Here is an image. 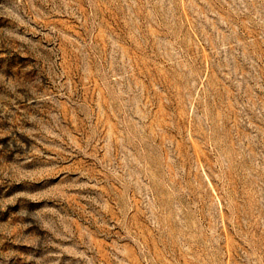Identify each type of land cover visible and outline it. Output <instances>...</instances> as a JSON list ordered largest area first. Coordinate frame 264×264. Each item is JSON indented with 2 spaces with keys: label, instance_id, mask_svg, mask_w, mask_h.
<instances>
[{
  "label": "rangeland",
  "instance_id": "374dc122",
  "mask_svg": "<svg viewBox=\"0 0 264 264\" xmlns=\"http://www.w3.org/2000/svg\"><path fill=\"white\" fill-rule=\"evenodd\" d=\"M0 264H264V0H0Z\"/></svg>",
  "mask_w": 264,
  "mask_h": 264
}]
</instances>
